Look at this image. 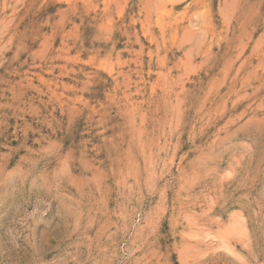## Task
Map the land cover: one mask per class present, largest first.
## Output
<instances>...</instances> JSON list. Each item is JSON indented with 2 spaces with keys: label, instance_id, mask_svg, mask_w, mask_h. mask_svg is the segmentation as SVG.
<instances>
[{
  "label": "rangeland",
  "instance_id": "1",
  "mask_svg": "<svg viewBox=\"0 0 264 264\" xmlns=\"http://www.w3.org/2000/svg\"><path fill=\"white\" fill-rule=\"evenodd\" d=\"M0 264H264V0H0Z\"/></svg>",
  "mask_w": 264,
  "mask_h": 264
}]
</instances>
